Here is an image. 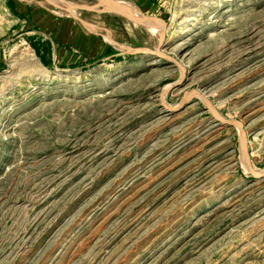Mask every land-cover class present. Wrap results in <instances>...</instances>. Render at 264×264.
Here are the masks:
<instances>
[{
	"label": "rangeland",
	"instance_id": "374dc122",
	"mask_svg": "<svg viewBox=\"0 0 264 264\" xmlns=\"http://www.w3.org/2000/svg\"><path fill=\"white\" fill-rule=\"evenodd\" d=\"M116 1L162 22L179 64L98 0H0V264H264V177L238 128L161 99L198 90L242 121L261 172L264 0ZM45 10L73 59L49 61Z\"/></svg>",
	"mask_w": 264,
	"mask_h": 264
},
{
	"label": "water",
	"instance_id": "95a60500",
	"mask_svg": "<svg viewBox=\"0 0 264 264\" xmlns=\"http://www.w3.org/2000/svg\"><path fill=\"white\" fill-rule=\"evenodd\" d=\"M121 3H125V2H121V1H116V0H102L101 2H99L100 5H104L105 8L103 10H99V11H114L117 12L119 14H121L122 16H124L126 19H128L129 21H132L134 23L140 24L142 26L147 27V25L145 24V22H149V23H154V24H159L160 22L153 18H149L147 15L143 14L142 18L139 19L137 17H134L133 15L129 14L125 8L121 5ZM96 5H73L72 8L73 9H79V10H89V11H95ZM67 10H70L67 8ZM161 32V40L158 46V49L155 51L157 54H159L161 57L168 59V60H172L174 62H176L177 64H179L175 59H173L170 56L164 55L160 52V47L163 44L164 41V33H163V28L160 31ZM139 53V52H143V50L140 49H129L126 52H122V54L125 53ZM182 68V67H181ZM172 90L171 87L166 88L165 90H163L162 94H161V99H162V104L164 105V107L167 110H175V109H180L182 106L186 105L189 100V93H187L185 95V97L183 98L180 106L173 108L172 106H170L166 100H165V96L166 94ZM200 98L204 101V103L207 105L209 111L213 114V116L222 124L227 125V126H235L238 128V136H239V144H240V152H241V156L243 157V159L246 161V164L249 168V170L251 171V173L253 174V176L260 178V177H264V169L261 172H256L252 166V161L250 158V154L248 152V141H247V137H246V131H245V127L244 124L242 123V121L240 120H236V119H226L225 117H223L220 112L216 109V107L214 106V104L204 95L200 94Z\"/></svg>",
	"mask_w": 264,
	"mask_h": 264
},
{
	"label": "crops",
	"instance_id": "0c3cea01",
	"mask_svg": "<svg viewBox=\"0 0 264 264\" xmlns=\"http://www.w3.org/2000/svg\"><path fill=\"white\" fill-rule=\"evenodd\" d=\"M26 9L32 15L35 14V12H36V14H38V11L39 12L44 11L43 9L41 10L39 8H32L31 6L30 7L27 6ZM45 11H46L45 14L40 15V23L44 22L43 23L44 25L47 24L50 28L55 30V32L53 33V32H50V30H46V28L42 27V28H44V30L46 32H48V34L52 35L48 38L49 39L48 44H50L52 47V57L48 56L49 61L52 64H55V63H57V61L60 62V60H62V59L63 60L64 59H66V60L73 59V56L75 55L74 52L72 51L73 49L68 50V48H72V47H68V45L64 44V42L59 38V36L56 35V33L58 32V28H60L62 20L59 17L52 14L50 11H48V10H45ZM74 30L76 31V28H74ZM43 33H45V32H43ZM45 34H47V33H45ZM60 36L62 37V34ZM98 37H100V36H98ZM97 40H98V47L97 48L100 49V38H97ZM97 50H96V53H97Z\"/></svg>",
	"mask_w": 264,
	"mask_h": 264
},
{
	"label": "bare ground",
	"instance_id": "6f19581e",
	"mask_svg": "<svg viewBox=\"0 0 264 264\" xmlns=\"http://www.w3.org/2000/svg\"><path fill=\"white\" fill-rule=\"evenodd\" d=\"M102 0H98V2H101ZM121 5L125 8V10L133 15L134 17H137L139 19L142 18V16H140V13H138V11L134 10L128 3H121ZM149 18L153 19V17L148 16ZM160 22V21H159ZM146 25L150 26L151 28H156L161 31L162 30V22H160L159 24H154V23H147L145 22ZM161 33V32H160ZM28 62H31L33 64V69H31L29 72L32 73H36L35 76H37V78L40 77H45L48 74V70L46 68H44L43 66H41L36 59L34 58V55L32 57H29ZM31 64V65H32ZM57 74H61V72H57ZM200 94L203 95L202 93H200L198 90H194V92H190L189 97H200Z\"/></svg>",
	"mask_w": 264,
	"mask_h": 264
},
{
	"label": "trees",
	"instance_id": "16d2710c",
	"mask_svg": "<svg viewBox=\"0 0 264 264\" xmlns=\"http://www.w3.org/2000/svg\"><path fill=\"white\" fill-rule=\"evenodd\" d=\"M9 5H10V8L13 9L14 11L16 10L15 9V5H16V2L15 0H9ZM23 18H26V16L22 15Z\"/></svg>",
	"mask_w": 264,
	"mask_h": 264
}]
</instances>
